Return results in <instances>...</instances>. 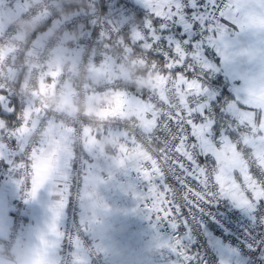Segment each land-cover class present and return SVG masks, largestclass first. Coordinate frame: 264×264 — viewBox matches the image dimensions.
I'll return each mask as SVG.
<instances>
[{
  "label": "snow or ice",
  "instance_id": "1",
  "mask_svg": "<svg viewBox=\"0 0 264 264\" xmlns=\"http://www.w3.org/2000/svg\"><path fill=\"white\" fill-rule=\"evenodd\" d=\"M141 2L147 19L120 35L160 75L150 92L128 95L126 103L141 122L143 146L126 149L118 164L135 162L148 185L141 199L177 232L187 230L204 209L221 204L233 221L224 222L234 232L237 224L254 225L230 206L243 205L259 229L264 225V79L254 82L246 96L233 97L228 85L215 78L212 61L213 48L223 39L219 24L264 32V0ZM39 187L40 182L32 187L33 197ZM63 207L54 209L56 220ZM259 239L264 241V235ZM180 245L178 239L175 250ZM248 256L249 264H264V243Z\"/></svg>",
  "mask_w": 264,
  "mask_h": 264
},
{
  "label": "clouds",
  "instance_id": "2",
  "mask_svg": "<svg viewBox=\"0 0 264 264\" xmlns=\"http://www.w3.org/2000/svg\"><path fill=\"white\" fill-rule=\"evenodd\" d=\"M98 15L91 0H0V97L12 94L24 106L20 126L10 135L24 153L16 170L32 187L64 185L77 149L100 162L143 146L141 122L126 101L129 94L155 88L160 71L129 50L117 32L90 42V20ZM116 126L123 128L120 135L107 131ZM7 132L0 121V134ZM99 183L90 182L86 231L101 226L107 215L97 197ZM52 225L32 235L14 232L0 219V264H65L63 236ZM77 255L76 264H87L83 252ZM112 255L126 264L119 250Z\"/></svg>",
  "mask_w": 264,
  "mask_h": 264
},
{
  "label": "built area",
  "instance_id": "3",
  "mask_svg": "<svg viewBox=\"0 0 264 264\" xmlns=\"http://www.w3.org/2000/svg\"><path fill=\"white\" fill-rule=\"evenodd\" d=\"M17 1L21 4L24 2V0ZM91 3L99 9V15L92 17L90 20L92 29L88 33L90 42H99L105 35L113 32L120 34L125 29H128L131 33V31L139 28L149 15L148 9L144 7L141 0H91ZM129 20H134L137 23H128ZM213 52L214 59L212 63L217 67V45L213 48ZM215 78L224 81L234 97L231 84L219 74L217 68ZM5 103L10 109L7 115H10L13 120L11 123L6 124L8 132L0 134V145L3 146L0 153L7 157V161L0 168V188L7 183L15 186L14 200L9 215L10 228L14 232L23 233L29 219L32 184L30 181L25 182L21 178L20 172L16 170V165L21 162L24 153L22 152V146L10 133L19 128L21 123L19 115L24 106L12 94H7ZM0 121L5 122V119L0 118ZM107 131L113 135H120L123 128L122 126H116ZM91 161V155L85 153L82 149H77L76 158L70 166V182L61 232L63 236L62 255L65 258V264H74L75 253L78 249L77 239L80 241L79 248L89 264H110L102 251L99 255H92L90 250L99 248L94 242L90 231H86V227L81 221L82 201L86 184V166ZM133 179L135 180V187L128 196L130 198L135 195L140 198L146 196L148 185L142 174L136 172ZM139 206L150 216L151 222L154 223V227L161 238L170 243L181 264H227L228 260L222 252L230 254L236 264H249L251 257L248 256V253L252 250V247L264 243L259 239L261 235H264V225H261L259 229L255 228L254 218L249 217L247 212L241 210L243 205H241V208L230 206L229 211L240 212L242 216L252 221L254 227L249 228L240 223L236 225L239 229L238 232H234L225 224L224 221L228 220V216L223 210V204L218 207L210 206L204 209L202 214H197L196 220L192 222L187 230L181 229L179 232L169 222L159 221L148 210L144 200L141 199ZM204 217H207V219H204ZM228 223H233V221L228 220ZM213 224L215 227H212ZM178 239L181 241V245L179 250H175ZM182 253H186L194 259L189 261ZM232 257L229 258V261L232 260Z\"/></svg>",
  "mask_w": 264,
  "mask_h": 264
},
{
  "label": "rangeland",
  "instance_id": "4",
  "mask_svg": "<svg viewBox=\"0 0 264 264\" xmlns=\"http://www.w3.org/2000/svg\"><path fill=\"white\" fill-rule=\"evenodd\" d=\"M16 2L18 3L17 0ZM118 165V160L113 158L97 162L93 156L92 161L87 164L81 215L83 225L88 228L92 212V202L87 199L90 182L98 179L100 183L97 197L99 202L106 206L107 215L103 224L92 228L90 233L109 263L117 264L112 252L119 250L124 254L126 264H181L170 243L157 233L150 216L140 209L141 198L126 199L134 187L130 175L137 172L135 162H130L129 170H127L128 166L124 169L119 168ZM68 177L70 182V175ZM121 180L126 183L122 189ZM222 253L228 260L227 264H236L230 254ZM230 257H232L231 261H229Z\"/></svg>",
  "mask_w": 264,
  "mask_h": 264
},
{
  "label": "crops",
  "instance_id": "5",
  "mask_svg": "<svg viewBox=\"0 0 264 264\" xmlns=\"http://www.w3.org/2000/svg\"><path fill=\"white\" fill-rule=\"evenodd\" d=\"M217 31L218 34H223V39L217 44V71L231 84L234 97L246 96L254 82L264 79V32L255 29L241 31L235 25L225 24H220ZM9 111L10 109H8L5 102L0 104L1 113L8 114ZM0 160L4 163L7 161V157L0 153ZM127 163L124 166H118L124 169H127L128 166L127 170H129L131 169L130 162ZM134 175L135 173L130 176L135 187ZM68 185L69 177L67 182L59 189L53 185H45L37 190L35 197L31 195L29 219L24 227L23 233L32 235L43 234L49 230L54 221L57 223L60 233L62 232ZM120 185L122 189V186L126 185L125 181L121 180ZM14 195L15 186L11 185V183H7L0 188V219L6 221L9 227V215ZM134 197L137 198L138 196L135 195ZM129 198L127 195L126 199ZM61 203L64 204V207L60 209V217L56 220L54 209ZM78 250L82 252L80 248L77 249L75 253L76 259L81 258L77 255ZM83 258L86 259L85 256ZM168 262L170 263L171 261ZM74 264H76V260H74ZM87 264H89L88 261Z\"/></svg>",
  "mask_w": 264,
  "mask_h": 264
},
{
  "label": "trees",
  "instance_id": "6",
  "mask_svg": "<svg viewBox=\"0 0 264 264\" xmlns=\"http://www.w3.org/2000/svg\"><path fill=\"white\" fill-rule=\"evenodd\" d=\"M0 118L5 119L6 124L11 123V121L13 120V118L10 115H7V114L1 113V112H0ZM1 161L2 160H0V168L3 166V163Z\"/></svg>",
  "mask_w": 264,
  "mask_h": 264
}]
</instances>
